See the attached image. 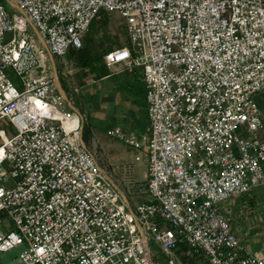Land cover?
Wrapping results in <instances>:
<instances>
[{"label": "built area", "instance_id": "built-area-1", "mask_svg": "<svg viewBox=\"0 0 264 264\" xmlns=\"http://www.w3.org/2000/svg\"><path fill=\"white\" fill-rule=\"evenodd\" d=\"M7 1L0 120L14 133L0 131V253L22 246L15 264H264L221 208L264 186V0ZM102 14L127 33L104 64L139 68L146 88L147 134L107 131L146 165L134 208L46 65L83 49Z\"/></svg>", "mask_w": 264, "mask_h": 264}, {"label": "crops", "instance_id": "crops-1", "mask_svg": "<svg viewBox=\"0 0 264 264\" xmlns=\"http://www.w3.org/2000/svg\"><path fill=\"white\" fill-rule=\"evenodd\" d=\"M50 60L57 72L54 58H50ZM69 68L70 66L67 64L64 74L69 72ZM120 68L119 70H108V74L101 77L91 76L93 78V92L89 99L93 107L92 113H89V108L87 109V116L94 124V136H98L101 130H105L106 135H104L108 136L107 131L114 128L121 129L125 134L136 136H144L148 132L146 88L141 72L139 68L132 70ZM59 85L68 96L61 80H59ZM75 109L84 116L79 109L76 107ZM94 136H91L92 140ZM125 145L123 141L105 137L99 138V141L98 139L93 141V150L96 153L98 150L100 155H105L107 167L110 170L118 168L122 171V168L128 166L129 160L132 159L131 151ZM120 170L118 172L121 173ZM115 174L117 173L115 172ZM145 174L146 168L143 172L144 179ZM122 175L126 176V183L129 184L128 175H124L123 172ZM221 208L233 232L250 250V246L258 241L256 237L250 235L254 230L250 228L248 222L249 220H264V186L252 189L246 195L230 198L221 205ZM236 222L242 223L245 230L236 226ZM247 242L249 243L247 244ZM261 246L259 250L250 251L256 254H264V243Z\"/></svg>", "mask_w": 264, "mask_h": 264}, {"label": "rangeland", "instance_id": "rangeland-1", "mask_svg": "<svg viewBox=\"0 0 264 264\" xmlns=\"http://www.w3.org/2000/svg\"><path fill=\"white\" fill-rule=\"evenodd\" d=\"M0 3L5 5L9 12H13L7 0H0ZM7 39L11 37L10 33L6 34ZM127 43V33L124 28V23L121 18L117 15H105L102 14L94 20V26L92 30L88 31L84 39V50L85 53H91L92 55H104L109 50L118 47L122 44ZM54 63L57 68L58 78L61 80L62 85L68 94L71 102L84 114V128H83V140L90 149L93 148V141L103 138L118 139L117 137L105 136L106 131L101 130L98 136H94V124L87 116V109L89 108V113H92L93 105L90 102L89 96L93 92V78L86 74L85 70L80 67L79 58L75 51L65 55L63 57H54ZM67 64L70 66L69 73L64 74V69ZM47 66H52L50 59L46 62ZM108 70H119V66L107 67ZM7 77L11 83L19 88L20 82L19 77L15 75L13 70L8 69L6 71ZM61 78V79H60ZM257 104L263 114L264 123V93H260L256 96ZM89 119V120H88ZM0 131H2L6 137H10L14 133V129L11 124H9L5 119L0 120ZM105 134V135H104ZM91 136H94L93 140ZM121 141V139H118ZM125 145V144H124ZM132 155V159L129 160L128 168L131 170L128 176L131 177V183H126V176L122 175L120 169L110 170L107 167V161L105 155H100L97 150V155L100 164L110 173L112 176L118 180L119 185L126 192L127 200L131 207H135L137 204H142L145 202L146 196L142 193V188L145 187V179L143 178V172L146 168L145 163H137L134 161L135 152L125 145ZM96 150V148H95ZM114 168V166H113ZM5 169V167H3ZM121 171L118 172V171ZM117 174H115V172ZM134 178V180H133ZM136 179V180H135ZM237 223V222H236ZM248 224L252 228L251 236L256 237V244L250 246L251 251L259 250L261 245L264 243V220H249ZM240 229L245 230L244 225L240 222L237 225ZM243 243V242H242ZM249 242H247L248 244ZM244 245V243H243ZM23 250V247H17L12 250L0 253V264H15V259L18 254ZM153 252L157 255V249L152 247ZM156 264L159 262L155 259ZM182 262H185L183 259ZM160 264H167V257H163Z\"/></svg>", "mask_w": 264, "mask_h": 264}, {"label": "trees", "instance_id": "trees-1", "mask_svg": "<svg viewBox=\"0 0 264 264\" xmlns=\"http://www.w3.org/2000/svg\"><path fill=\"white\" fill-rule=\"evenodd\" d=\"M94 21L91 22L88 31L92 30ZM85 48L75 51L80 61V67L85 70L89 76H104L108 74V69L103 62V55H92L90 52L85 53Z\"/></svg>", "mask_w": 264, "mask_h": 264}]
</instances>
